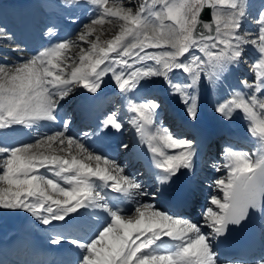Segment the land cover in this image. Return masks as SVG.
I'll use <instances>...</instances> for the list:
<instances>
[{"label": "snow or ice", "instance_id": "snow-or-ice-1", "mask_svg": "<svg viewBox=\"0 0 264 264\" xmlns=\"http://www.w3.org/2000/svg\"><path fill=\"white\" fill-rule=\"evenodd\" d=\"M86 3L94 6L93 17L77 41L88 47L77 55H68L77 41L58 40L9 68L0 52V209H22L60 229L51 243H67L76 252L73 264H264V251L246 261H222L216 250L230 226H241L256 210L264 213V3L253 16L255 32L244 29L247 0H145L135 10L109 0ZM106 23L117 30L101 39L97 26ZM6 31L0 28V40L8 39ZM249 49L256 55L254 78L239 82L247 91H233L214 110L229 120L239 116L256 151L223 149V163L211 165L223 174L210 181V206L200 217L163 207L158 196L178 178L196 175L199 149L157 123L162 105L156 98H138L159 84L196 121L202 90L216 86ZM106 79L126 99V122L152 155L155 190L86 146L92 136L123 132L120 112H109L94 132L79 136L70 133L69 121L57 124L74 89L98 94ZM15 126L59 130L13 146L6 137ZM186 203L178 200L177 207Z\"/></svg>", "mask_w": 264, "mask_h": 264}, {"label": "bare ground", "instance_id": "bare-ground-1", "mask_svg": "<svg viewBox=\"0 0 264 264\" xmlns=\"http://www.w3.org/2000/svg\"><path fill=\"white\" fill-rule=\"evenodd\" d=\"M38 1V0H36ZM38 15L40 16L41 14L38 13ZM93 15H89L88 18H92ZM86 21L89 20V19H85ZM44 23L41 21L39 22L38 24H34L32 26L33 30L35 31L37 27L39 26H43ZM107 26L105 27V29H102L101 31H97V32H101V33H97L98 35L99 34H104L103 32H107L108 34V37H106V39L110 38V36L114 33V31L117 30L116 27H114L113 25H108L106 24ZM81 26L79 24L75 25L74 27L71 28V31L67 32V33H64L63 35L64 36H60L58 37V40H61V39H67V40H71V41H77V37H78V31L80 33V30H81ZM245 28V26H244ZM84 29V28H83ZM114 29V31H113ZM8 33H5V35L8 37V39H3V40H0V42L2 43H5V45H0V52H2L5 57L7 58V61L8 63H11L13 66H9V68H13L15 67L18 63H23L26 59L29 58L28 56V51H29V43H27L26 40L24 39H21L18 35H17V32H16V29L13 27V26H9V29H7ZM13 32V34H12ZM106 35V34H105ZM103 35V36H105ZM52 36V35H51ZM16 37L15 41L14 38ZM40 37V36H38ZM50 37V36H49ZM48 37V38H49ZM93 38H95V36H93ZM33 41V40H32ZM35 41V40H34ZM34 41H33V44H34ZM39 41V39H38ZM1 43V44H2ZM10 43H14V44H19L17 45L20 49V51H13V49H16L17 46L16 45H10ZM37 43V41H36ZM81 47H88V45L86 43H83V42H79L77 41V46L73 47L71 49V51L68 53L69 57H72L74 55H77L78 52H79V49ZM253 51V50H252ZM254 52V51H253ZM21 61V62H20ZM3 62V61H0V63ZM230 67V66H229ZM230 70V69H229ZM232 70V69H231ZM235 71L237 74H240L242 73V67L240 66H237L235 68ZM113 84V82L110 80V79H106L105 82H104V85L102 87V89L99 91L100 93L98 94L99 96H103L104 94H106L107 92H109L110 90H112L113 86L114 85H111ZM158 85V84H157ZM155 85V86H157ZM155 86H149L147 89H151ZM210 88V84L207 86L206 89L202 90L201 92V98H200V111H199V115H198V118L197 120L195 121L197 124H205L207 121H212V122H222L225 118H223L222 116H220V114L218 113H212L211 110L215 109L214 105L216 106L217 103H222L223 100L226 99V97H230V94L235 91H231L230 93H226L225 91H223L222 95L219 96V98L217 99H214L211 97V99H208L207 98V95H208V89ZM90 95L91 93H88L86 90L84 89H80L78 93H75L74 95L72 96H69L68 98L65 99V101L67 102H64L62 103V106L59 110V116H58V121H57V124L60 125L62 127V122L65 121L66 119V116L72 112L73 114V111L75 110L76 108V105L78 103V101L85 97L84 95ZM140 100H138L139 102ZM77 102V103H76ZM210 103H213L214 105L210 106L209 107V104ZM112 107V106H111ZM179 109V107L177 108ZM68 110V111H67ZM111 110H114V108H110V111ZM179 111V110H178ZM120 112L122 115H123V112L122 111H118ZM236 118H240L239 116H237ZM229 124H230V121H229ZM239 124H240V120H239ZM245 124V123H244ZM210 125V124H209ZM246 125V124H245ZM17 128L20 127V126H16ZM82 127L79 125L78 121L76 122L75 124V128L70 131V133L73 135V136H77L75 135V132L78 131V129ZM239 127H242V125L240 124ZM59 130L58 128L56 127H51V126H33L32 129H31V132H30V140L28 141L29 143L35 141L36 139H39L41 137L42 134H52L53 132ZM23 143V142H22ZM253 143V142H252ZM86 146H88L90 149L91 148H94L97 153L99 152V148L98 147H95L94 146V140L89 138V140L86 142ZM252 147V152L251 153H254L256 151V148H257V145L256 144H252L251 145ZM122 162V161H121ZM93 166H95V162L92 161L90 162ZM129 170V169H128ZM219 174V173H218ZM222 174V173H221ZM147 187V186H146ZM148 188V187H147ZM196 192V189L194 188L193 189V193ZM190 193V192H189ZM209 193H211V190H209ZM209 194L206 193L205 194V197H204V202H205V205H209V202H208V199L206 197H208ZM213 208H215V206H212ZM200 217V216H199ZM11 223L13 225H15V223L18 221L17 218H12L11 220ZM34 222V221H33ZM35 223V222H34ZM33 224V223H32ZM5 236L4 232H3V229L0 227V237H3Z\"/></svg>", "mask_w": 264, "mask_h": 264}, {"label": "rangeland", "instance_id": "rangeland-1", "mask_svg": "<svg viewBox=\"0 0 264 264\" xmlns=\"http://www.w3.org/2000/svg\"><path fill=\"white\" fill-rule=\"evenodd\" d=\"M48 2V0H46ZM57 3H59L61 5V12H59V14H47L44 18L45 22H46V30L44 31H41L39 32L38 34L34 33H29L28 35L31 37V40H35L34 41V47L35 48H38L39 46V43H40V40L41 38H43L44 36H46V33H47V30L49 32V29L53 30L55 29V23L58 24L59 22V25L60 26V22H62L63 20H65V18H67V20H76V18H69L68 15L70 13H82L84 12V10H93L94 12V6L86 3V0H56ZM144 0H109L110 3H122L125 7H128V8H132L133 10H135L136 8L139 7V5L141 4V2H143ZM150 0H147V2H149ZM50 3V2H49ZM247 3L249 5V8H248V11L250 13V16H249V20L245 23V25H248V26H252V30L250 29H247V28H244L246 32H255L257 31V27L256 25L253 23V16L255 15L256 11L260 9L261 7V4L264 3V0H247ZM51 5H53V0H51ZM86 12V11H85ZM90 20L87 21L86 23L83 24V28H84V25L86 24H89ZM108 24V23H106ZM104 25L102 28L101 26H97V29L99 31H101L102 29H105V27L107 25ZM110 25V24H108ZM81 28L80 32H82L84 29ZM114 31V29H113ZM97 33H101V32H97ZM105 36H103L102 34H99L101 36V39H106V37H108V34L107 32H103ZM79 35V32L77 33ZM40 36V37H38ZM39 39V41H38ZM91 39H95L93 37H91ZM32 41V42H33ZM37 41V43H36ZM250 50V49H249ZM253 56L252 57H248V55L245 56V59L244 61L240 64L241 66H247V68L250 69V66L252 64V62L254 61V59L256 58V55L255 53L252 54ZM8 67L11 66V65H7ZM13 66V65H12ZM233 66H230L228 71H231V69ZM249 79L247 77H242L240 76V79L241 80H248L249 82L252 81V79L254 78L253 75H250L248 76ZM78 89H74L73 92L70 94V96H72L73 94H75V92H77ZM240 92V90H238ZM216 95V94H215ZM146 99H154L156 98L158 100V95L155 93L154 95H152L151 97H145ZM158 102L160 103V101L158 100ZM170 102L172 103V107H168L167 106V112L165 115H163L162 119H164V122L163 121H159L158 124L162 125L163 127H167L169 128L170 131H172L174 134L177 135V137H181L183 138V135H179V129H178V126L176 125V123L173 122L170 114V112H168L169 108L173 109L174 106H178L180 105V101L177 98H171L170 97ZM175 109V108H174ZM68 111V110H67ZM169 117V118H168ZM168 118V119H167ZM71 128V127H70ZM78 136V135H77ZM109 159H113V158H109ZM116 160V159H115ZM117 161V160H116ZM124 167V164L121 165ZM132 175H135V173ZM217 176V175H216ZM216 178V177H215ZM214 178V179H215ZM210 183V180H205L204 181V184H207L209 185ZM19 211H24L22 209H19V210H6V209H0V226L3 227V224H4V221L7 219V218H12V217H15L17 216L18 212ZM31 217V220H32V223H33V226H34V229L37 231L38 230V226H36V223L35 222V217H32L30 213H28ZM34 221V222H33ZM3 228H5V230H7V228L4 226Z\"/></svg>", "mask_w": 264, "mask_h": 264}, {"label": "water", "instance_id": "water-1", "mask_svg": "<svg viewBox=\"0 0 264 264\" xmlns=\"http://www.w3.org/2000/svg\"><path fill=\"white\" fill-rule=\"evenodd\" d=\"M205 19H208V17L206 16Z\"/></svg>", "mask_w": 264, "mask_h": 264}]
</instances>
